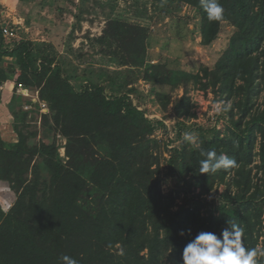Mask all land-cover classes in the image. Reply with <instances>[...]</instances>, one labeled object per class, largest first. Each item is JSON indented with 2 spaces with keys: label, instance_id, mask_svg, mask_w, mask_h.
Returning <instances> with one entry per match:
<instances>
[{
  "label": "trees",
  "instance_id": "trees-1",
  "mask_svg": "<svg viewBox=\"0 0 264 264\" xmlns=\"http://www.w3.org/2000/svg\"><path fill=\"white\" fill-rule=\"evenodd\" d=\"M68 1L78 21L95 5L108 8L107 25L92 40L96 54L104 64L127 49L129 61L115 62L129 68L105 67L97 81L88 77L76 86L63 75L53 47L5 39L0 28V62L16 61V70L0 67V84L13 74L16 88L38 92L47 106L41 112L29 101L32 108L16 113L14 103L28 102L17 95L9 104L17 141L0 138V181L15 199L6 211L0 205V264H61L64 255L79 264H183L192 238L219 236L230 223L243 227L245 247L257 248L264 212V0H219L220 22L208 19L200 0H145L154 12L171 4L195 9L203 47L216 41L223 25L232 28L213 68L197 73L145 59L148 22L140 0H124L122 7V0ZM139 78L163 113L171 93L184 91L172 103L174 138L167 144L157 137L168 133L164 120L147 116L130 97ZM189 83L230 102L223 132L186 121L192 116ZM32 115H40V134L28 123ZM185 132H194L202 149L234 158L237 167L200 174L204 157L184 141ZM220 185L225 189L218 193ZM257 260L264 264V256Z\"/></svg>",
  "mask_w": 264,
  "mask_h": 264
},
{
  "label": "rangeland",
  "instance_id": "rangeland-1",
  "mask_svg": "<svg viewBox=\"0 0 264 264\" xmlns=\"http://www.w3.org/2000/svg\"><path fill=\"white\" fill-rule=\"evenodd\" d=\"M32 2H34V4H32ZM69 3L68 0H31L28 18V21L31 18V24L26 27L28 28L27 32L17 30L18 36L24 39L47 43L50 47H53L57 53V62L62 65L63 75L70 77L71 81L74 82L76 86H80L81 83L89 82V79H87L88 77L93 79L94 82L95 80L97 81V75L100 70L105 69V67L107 69L106 71L109 72L123 71L129 68L128 66L121 67L120 65L117 67L115 62L117 59L123 60L125 63L129 61V50L127 49L122 51L118 58L112 62H110L109 58L104 59V64H100V61L102 62L103 60V56L101 54H96V49L99 52V47L96 48L97 43L92 40L98 37L102 29L107 25L105 15L108 13V8H101L95 5L90 15H84V20L78 21L72 19L73 17H71L69 13L71 8ZM124 3V0H122L118 5L122 7ZM139 3L146 5L145 14L148 22L146 27L143 23V25L139 24L147 30V37L144 41L145 59L151 62V64H166L168 69L185 70L191 73L201 72L200 69L202 67H208L209 69L213 68L222 51L227 47L232 28L226 24L223 25L216 41L209 47H203L201 45L199 31V16L195 9L186 5L178 7L176 4H171L165 10L154 12L150 3H146L145 0H140ZM88 4L90 5V2ZM23 9V14H26ZM75 13L78 14L76 10ZM23 34L25 35L24 37H22ZM80 52L82 56L79 57L78 54ZM77 56L79 59H77ZM107 74L111 77L114 76L111 73ZM133 87L134 91L130 93V97L133 99L134 103L145 110L147 116L164 120L168 133L166 134L164 131H160L157 137L161 139L162 143L167 144L174 138L170 130L175 116L172 103L183 95V89L179 88L171 93L170 101L172 103L168 106L167 112L163 113L156 105L154 99H152V88H150L147 83L139 78ZM37 93L38 92H34V96H37ZM187 96L190 98V113L192 116L186 119V121L205 128L215 125L217 129L223 132L225 127L224 120L227 119V117L225 116L224 119L222 115V113L225 112L217 113L213 109V104L220 101L214 98L213 92L210 89L207 91H200L189 83ZM257 102H259V100H257ZM9 104L7 107L11 114V106ZM19 104L16 105L14 103L12 105L16 113H20L21 109L23 111L30 109V107L24 109L26 105L20 106ZM39 116L40 115H32V119H29L28 122L31 123L30 125H36L38 127L34 128L35 130L37 129L38 134H40L39 130L41 128ZM184 118L185 117H181L180 119ZM5 125H8L6 129H3L2 126L0 127V138L6 142L16 140L15 135L12 133V131L15 132L13 125L10 123ZM55 139L58 141L59 146H63L64 142L59 136L55 135ZM178 144L179 142H176L173 146H177ZM171 147V145L168 146V148ZM58 152L63 159H66L64 149L60 148ZM164 156L167 157V153H164ZM162 189L165 192L167 189L166 185H163ZM224 189L225 186L220 185L217 191L221 193ZM210 196L211 195L207 196L206 199H209ZM262 219L263 223L261 226L262 228L259 230L257 249H264V212Z\"/></svg>",
  "mask_w": 264,
  "mask_h": 264
},
{
  "label": "clouds",
  "instance_id": "clouds-1",
  "mask_svg": "<svg viewBox=\"0 0 264 264\" xmlns=\"http://www.w3.org/2000/svg\"><path fill=\"white\" fill-rule=\"evenodd\" d=\"M201 8L210 21L220 22L224 19V8L219 0H200ZM230 102L221 100L213 104L217 113L229 110ZM186 143L200 150L204 157L200 161V174H215L219 170L228 171L237 167V161L227 154H217L201 148L194 132H185ZM183 235V233H182ZM245 232L238 224L230 223L218 236L213 232H200L185 246L182 253L183 264H258L257 258L264 256V249L247 248L244 242ZM61 264H79L78 260L64 255Z\"/></svg>",
  "mask_w": 264,
  "mask_h": 264
},
{
  "label": "crops",
  "instance_id": "crops-1",
  "mask_svg": "<svg viewBox=\"0 0 264 264\" xmlns=\"http://www.w3.org/2000/svg\"><path fill=\"white\" fill-rule=\"evenodd\" d=\"M30 2L31 0H0V28L4 26H9L13 29L17 28L16 30L18 31L27 32L28 28L26 27L29 26L28 18L30 12L29 11ZM32 4H34V2H32ZM22 9L25 10L26 14H23ZM17 37H19L18 34ZM0 67H5V68L9 67L16 70V61L13 58H4L0 62ZM26 91H28L29 95L31 96L34 95V92H30L29 90ZM14 95L22 97L23 100L24 99L28 100L27 103L23 102V104H20V106L30 105V108H32L31 104H28L29 101L30 103H32L30 98L25 97L17 92V88H15L14 75L7 74L5 81L2 84H0V127L2 126L3 129H6L8 127V125L6 126L5 124L13 123V117L10 114L7 106ZM12 133L16 137V140H12V142H16L17 134L13 131ZM14 199H15V194L10 189L9 185L6 182L0 181V205L3 208V211H6L9 208V206L12 204Z\"/></svg>",
  "mask_w": 264,
  "mask_h": 264
},
{
  "label": "built area",
  "instance_id": "built-area-1",
  "mask_svg": "<svg viewBox=\"0 0 264 264\" xmlns=\"http://www.w3.org/2000/svg\"><path fill=\"white\" fill-rule=\"evenodd\" d=\"M1 33H2V36L5 39H13V38L17 37L15 29H13V28H11L9 26L1 27ZM26 90L27 89L22 87V86H18L17 87V92L18 93H20L21 95H23L25 97H29L32 103H37L38 106H39V110L41 112H47L46 104L38 99V95L37 96H34V95L31 96V95H29L28 91H26ZM29 107H30V105H26V106H24V109H28Z\"/></svg>",
  "mask_w": 264,
  "mask_h": 264
}]
</instances>
